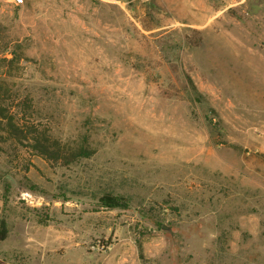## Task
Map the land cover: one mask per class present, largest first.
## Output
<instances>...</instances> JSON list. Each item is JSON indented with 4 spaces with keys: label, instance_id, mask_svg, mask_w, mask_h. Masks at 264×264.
Masks as SVG:
<instances>
[{
    "label": "rangeland",
    "instance_id": "1",
    "mask_svg": "<svg viewBox=\"0 0 264 264\" xmlns=\"http://www.w3.org/2000/svg\"><path fill=\"white\" fill-rule=\"evenodd\" d=\"M223 3L0 0L4 103L93 151L0 124V264H264V0Z\"/></svg>",
    "mask_w": 264,
    "mask_h": 264
},
{
    "label": "trees",
    "instance_id": "2",
    "mask_svg": "<svg viewBox=\"0 0 264 264\" xmlns=\"http://www.w3.org/2000/svg\"><path fill=\"white\" fill-rule=\"evenodd\" d=\"M230 10L235 9H229V11ZM12 56L13 57L10 58L4 56L0 59L1 62L6 64L5 67L8 66V69L13 66L15 60H17V57L14 55ZM5 75L6 74H0V124H2L5 133L10 137L13 136L17 138L18 134L21 136L24 130H26L30 137H26L25 135L23 137L26 138L28 144H31L38 156L63 164H70L79 159L89 158L93 154V151L86 146L72 149L68 145L61 144L50 136L41 134L38 130H35L33 122L29 123V120L25 119V113L19 111L23 110L19 107L20 105L22 106L23 102H19L18 96H9L10 103L5 104L4 94L9 93V91H6ZM13 103L16 105H13ZM99 201L102 207L108 208L124 207L126 205V201L123 197L112 194H104L100 197ZM6 233L5 222L0 221V240L5 238Z\"/></svg>",
    "mask_w": 264,
    "mask_h": 264
},
{
    "label": "crops",
    "instance_id": "3",
    "mask_svg": "<svg viewBox=\"0 0 264 264\" xmlns=\"http://www.w3.org/2000/svg\"><path fill=\"white\" fill-rule=\"evenodd\" d=\"M224 3L218 7L217 12L221 13L229 9H237L243 7L250 0H222Z\"/></svg>",
    "mask_w": 264,
    "mask_h": 264
},
{
    "label": "built area",
    "instance_id": "4",
    "mask_svg": "<svg viewBox=\"0 0 264 264\" xmlns=\"http://www.w3.org/2000/svg\"><path fill=\"white\" fill-rule=\"evenodd\" d=\"M9 3L18 6L20 4H22L23 0H7Z\"/></svg>",
    "mask_w": 264,
    "mask_h": 264
}]
</instances>
